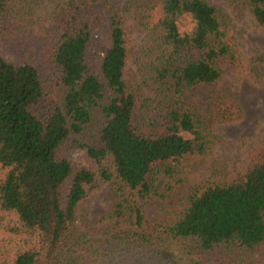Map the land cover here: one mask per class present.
<instances>
[{
    "label": "trees",
    "instance_id": "obj_1",
    "mask_svg": "<svg viewBox=\"0 0 264 264\" xmlns=\"http://www.w3.org/2000/svg\"><path fill=\"white\" fill-rule=\"evenodd\" d=\"M229 2L247 7L264 26V0ZM130 10L144 34L142 83L157 93L166 114L159 136L141 133L135 93L125 80ZM188 19L193 27L182 30ZM102 20L110 26V47L94 68L88 48ZM223 27L222 13L208 0H0V212H15V232L25 237L13 264L264 260V153L246 175L215 176L195 188L157 236L143 231L144 206L162 195L156 176L163 168L171 175L172 164L212 147L181 100L216 83L222 62L236 63ZM35 42L54 67V91L47 89ZM78 151L97 170L76 167ZM99 182L114 186L109 220L122 231L93 244L75 236V211Z\"/></svg>",
    "mask_w": 264,
    "mask_h": 264
},
{
    "label": "rangeland",
    "instance_id": "obj_2",
    "mask_svg": "<svg viewBox=\"0 0 264 264\" xmlns=\"http://www.w3.org/2000/svg\"><path fill=\"white\" fill-rule=\"evenodd\" d=\"M208 1L222 13L223 28L234 47L237 61L234 65L222 62V75L216 83L189 90L181 100V107L194 116L212 147L206 155L188 157L181 165L172 164L174 173L171 175L167 176L163 168L156 176V186L162 195L152 196L144 206L143 226V231L153 237L165 221L178 218L195 188L204 186L215 176L246 175L264 153V26L245 6L233 5L229 0ZM95 13L100 14L97 10ZM124 18L129 46L125 80L135 93L137 124L141 133L159 136L165 130L164 107L157 93L142 83L138 71L144 34L134 10L124 14ZM192 27L188 19L182 30ZM110 39V26L102 20L88 48L92 67L98 68L101 64L110 47ZM36 49L34 55L46 71L47 89L54 91L57 78L54 67L46 62L47 49L45 52L44 46L38 43ZM74 161L78 168L94 171L98 168L84 151L76 152ZM4 175L0 169V180ZM116 202L112 183L99 182L90 188L88 196L75 211V236L93 244L113 239L122 231L116 230L109 220ZM18 227L15 212H0L3 264H13L17 254L25 248V237L15 232ZM260 264H264V260H260Z\"/></svg>",
    "mask_w": 264,
    "mask_h": 264
}]
</instances>
